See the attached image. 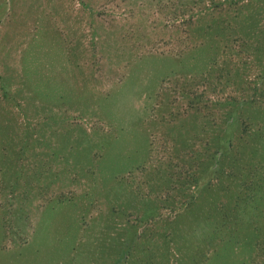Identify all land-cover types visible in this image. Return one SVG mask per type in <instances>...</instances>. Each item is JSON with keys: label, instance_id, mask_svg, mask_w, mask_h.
Listing matches in <instances>:
<instances>
[{"label": "rangeland", "instance_id": "374dc122", "mask_svg": "<svg viewBox=\"0 0 264 264\" xmlns=\"http://www.w3.org/2000/svg\"><path fill=\"white\" fill-rule=\"evenodd\" d=\"M0 264H264V0H0Z\"/></svg>", "mask_w": 264, "mask_h": 264}]
</instances>
